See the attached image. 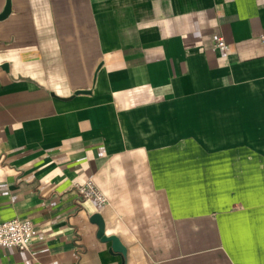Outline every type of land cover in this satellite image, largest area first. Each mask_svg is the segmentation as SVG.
Wrapping results in <instances>:
<instances>
[{
	"label": "crops",
	"instance_id": "obj_1",
	"mask_svg": "<svg viewBox=\"0 0 264 264\" xmlns=\"http://www.w3.org/2000/svg\"><path fill=\"white\" fill-rule=\"evenodd\" d=\"M8 2L0 264H264V0Z\"/></svg>",
	"mask_w": 264,
	"mask_h": 264
},
{
	"label": "built area",
	"instance_id": "obj_2",
	"mask_svg": "<svg viewBox=\"0 0 264 264\" xmlns=\"http://www.w3.org/2000/svg\"><path fill=\"white\" fill-rule=\"evenodd\" d=\"M214 46L222 51L228 49L226 41L222 37L213 38ZM77 192L86 199L92 200L99 206H106L108 199L98 188L96 183L89 179L85 183L76 184ZM36 234V228L29 220L14 219L0 223V247L17 248L29 251Z\"/></svg>",
	"mask_w": 264,
	"mask_h": 264
},
{
	"label": "water",
	"instance_id": "obj_3",
	"mask_svg": "<svg viewBox=\"0 0 264 264\" xmlns=\"http://www.w3.org/2000/svg\"><path fill=\"white\" fill-rule=\"evenodd\" d=\"M11 11V6L10 3L8 2L4 11L0 14V20H3L6 18ZM88 93L87 91H78L77 94H86ZM93 222L99 227L98 231V238H100L104 242H111L112 247H111V252L113 253H120L123 256H125L126 250L120 243L119 239L117 237H106L104 235V222L102 217L99 214H96L93 216Z\"/></svg>",
	"mask_w": 264,
	"mask_h": 264
}]
</instances>
